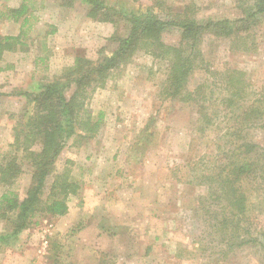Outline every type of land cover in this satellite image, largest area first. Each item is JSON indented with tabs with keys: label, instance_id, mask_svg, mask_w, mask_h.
Here are the masks:
<instances>
[{
	"label": "rangeland",
	"instance_id": "obj_1",
	"mask_svg": "<svg viewBox=\"0 0 264 264\" xmlns=\"http://www.w3.org/2000/svg\"><path fill=\"white\" fill-rule=\"evenodd\" d=\"M162 1L170 13L193 12L198 20L241 17L252 2ZM21 3L28 5L21 42L0 60V164L16 153L11 142L14 127L25 120V93L60 75L77 55L96 60L111 53L116 42L110 37L128 31L121 14L114 21L94 20L79 0H0V8ZM104 3L126 12L145 11L153 1ZM22 23L21 18L3 20L0 35H17ZM163 40L177 44L178 31L163 32ZM243 40L247 43H239ZM201 50L204 62L192 71L187 87L207 85L213 93L203 102L164 99L160 91L167 62L142 50L90 95L93 115H102L97 134L83 140L73 135L55 162L57 173L72 161L66 165L80 188L68 198L66 213H36L8 242H0V264H264V248L258 244L227 249L210 214L219 212L220 202L211 196L208 183L191 181L195 164L204 167L198 173H214L213 159L224 163L223 134L237 121L247 124L241 136L264 148V15L238 37L205 35ZM234 70L243 73L246 93L235 100L239 108L233 114L221 110L213 124L200 130L198 106H206L207 112L225 107L224 78ZM17 154L19 171L8 181L0 179V200L4 192L20 200L31 185L32 166ZM54 173L46 179L44 195ZM249 188L242 223L264 245V177ZM5 206L0 205V212H7L0 217V235L12 230L16 217Z\"/></svg>",
	"mask_w": 264,
	"mask_h": 264
},
{
	"label": "trees",
	"instance_id": "obj_2",
	"mask_svg": "<svg viewBox=\"0 0 264 264\" xmlns=\"http://www.w3.org/2000/svg\"><path fill=\"white\" fill-rule=\"evenodd\" d=\"M87 5L86 15L94 20L114 21L115 14H121L127 21L128 31L125 36H111L109 40L116 42L111 53L99 55L92 60L85 56L74 57L72 65L66 67L60 75L52 80L38 85L35 91L26 92L28 108L24 111L25 120L14 127L11 147L16 152L12 157L6 155L0 164V179L10 180L19 167L16 161L20 158L32 166L31 185L25 197L16 199V194L9 197V193L1 195L0 205H6V210L15 211L13 228L9 233L0 235V242H8L12 235L27 226L30 218L36 213L60 216L68 209V198L80 188L79 181L72 177L71 169L66 165L72 163L67 160L63 169L55 172V162L66 142L73 135L78 140L94 137L101 124V113L94 116L87 104L90 95L103 87L109 77L118 69L130 62L135 52L145 53L164 59L167 62V74L160 95L166 100H182L185 103L204 101L211 97V89L207 85L199 84L192 90L187 87L192 71L202 67L204 62L201 42L205 35L219 37H238L240 33L248 31L260 15H264V0H252L247 5L243 16L237 18H218L198 20L193 12H171L165 7L164 1L152 0L151 8L145 11L116 12L107 6L104 0H79ZM165 12L166 15H161ZM28 5L4 6L0 8V22L3 20L19 21L22 19L21 30L17 35H0V60L5 51L15 50L20 44L22 25L27 21L25 14ZM177 30L179 41L177 44H167L163 40V32ZM239 43L246 44V40ZM0 70L2 66L0 65ZM224 78L227 95L221 99L225 105L222 109H211L200 104L198 106V124L200 130L213 124V117L223 110L225 114H233L238 109L235 100L244 98L243 73L234 70ZM207 86V87H206ZM206 87V88H205ZM206 89V91L204 90ZM213 93V92H212ZM244 95V96H243ZM255 112L251 109L249 112ZM248 111L244 116L248 120ZM250 121V120H249ZM246 121H237L227 129L223 137L227 149L223 155L224 163L218 158L211 162L214 173L202 172L204 167L193 172L192 180L197 183H208L211 195L220 202L219 212L208 211L214 217L212 227L225 235L227 249L234 244L249 245L251 242L264 248L258 237L253 236L251 229L244 223L246 202L249 185L253 181L264 177V148L257 143L241 136ZM234 136V140L232 139ZM80 143V142H79ZM11 153V152H10ZM52 175L48 193L44 195L46 179ZM202 202V201H201ZM203 203V202H202ZM6 211L0 212V217L6 216ZM240 230V233H239ZM226 249V250H227Z\"/></svg>",
	"mask_w": 264,
	"mask_h": 264
},
{
	"label": "crops",
	"instance_id": "obj_3",
	"mask_svg": "<svg viewBox=\"0 0 264 264\" xmlns=\"http://www.w3.org/2000/svg\"><path fill=\"white\" fill-rule=\"evenodd\" d=\"M82 192H83V190H82Z\"/></svg>",
	"mask_w": 264,
	"mask_h": 264
}]
</instances>
